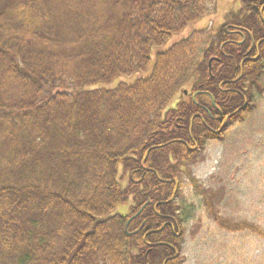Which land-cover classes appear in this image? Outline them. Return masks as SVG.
Returning <instances> with one entry per match:
<instances>
[{
    "label": "trees",
    "instance_id": "obj_1",
    "mask_svg": "<svg viewBox=\"0 0 264 264\" xmlns=\"http://www.w3.org/2000/svg\"><path fill=\"white\" fill-rule=\"evenodd\" d=\"M35 1L0 9V264H183L181 167L254 107L264 0L114 87L218 0ZM213 219L264 240L254 223Z\"/></svg>",
    "mask_w": 264,
    "mask_h": 264
},
{
    "label": "rangeland",
    "instance_id": "obj_2",
    "mask_svg": "<svg viewBox=\"0 0 264 264\" xmlns=\"http://www.w3.org/2000/svg\"><path fill=\"white\" fill-rule=\"evenodd\" d=\"M25 1L29 0H0V9ZM240 1L218 0L214 14L204 16L201 21L172 36L164 45L155 47L146 72L118 78L111 87L122 81L131 84L139 77L148 76L158 52L168 50L205 24H213L215 28L218 19L226 12L241 8ZM208 28L212 29L211 26ZM260 82L252 89L253 109L236 122L228 123L220 139L209 140L194 162L181 167L178 200L185 227L181 252L183 264H264L263 239L247 232L233 234L224 231L213 219L215 213L235 223H254L264 230V74ZM190 176L212 193L213 212L192 185ZM129 206V203L121 205L115 213L123 215Z\"/></svg>",
    "mask_w": 264,
    "mask_h": 264
},
{
    "label": "water",
    "instance_id": "obj_3",
    "mask_svg": "<svg viewBox=\"0 0 264 264\" xmlns=\"http://www.w3.org/2000/svg\"><path fill=\"white\" fill-rule=\"evenodd\" d=\"M261 12H262V11H261ZM259 43H260V42H259ZM259 43H258V44H259ZM216 133H218V132H216ZM164 182H166V183H172L173 181H164ZM175 184L178 186V184H179L178 181H175Z\"/></svg>",
    "mask_w": 264,
    "mask_h": 264
}]
</instances>
